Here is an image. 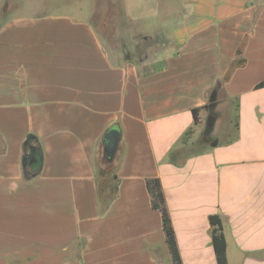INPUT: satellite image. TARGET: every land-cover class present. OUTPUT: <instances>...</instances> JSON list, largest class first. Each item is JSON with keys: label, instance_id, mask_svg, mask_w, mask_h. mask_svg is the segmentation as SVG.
<instances>
[{"label": "crops", "instance_id": "obj_1", "mask_svg": "<svg viewBox=\"0 0 264 264\" xmlns=\"http://www.w3.org/2000/svg\"><path fill=\"white\" fill-rule=\"evenodd\" d=\"M90 4L0 0V264H175L151 178L182 264H218L215 213L227 264H264V2L119 0L121 17L95 18ZM213 91L236 101L223 139L216 105L194 119ZM114 128L115 170L99 177Z\"/></svg>", "mask_w": 264, "mask_h": 264}, {"label": "trees", "instance_id": "obj_2", "mask_svg": "<svg viewBox=\"0 0 264 264\" xmlns=\"http://www.w3.org/2000/svg\"><path fill=\"white\" fill-rule=\"evenodd\" d=\"M264 87V80L259 82L256 85V88H261ZM213 105V103H209L206 104L203 107H195L193 108V114H194V119H195V123H199V113L200 110L202 108H207L210 109ZM215 118V114L212 113L211 114V119ZM192 128L189 129L186 132V136L188 134H190L192 132ZM212 130V127L210 126L208 128V130L206 131L207 134H210V131ZM185 136V137H186ZM32 140V136H30L26 143L29 144L30 141ZM207 140V139H206ZM213 144H217V141H213ZM176 155H174L173 157L175 158ZM26 157L24 158L23 161V165L26 167ZM113 162V160H111L107 154L106 151H104L103 156H102V165L103 167L99 168L98 174L99 177L104 176L105 173H108V167L111 166L110 164ZM148 187L151 191V195H153V206L155 208H158L162 211L163 214V223H164V228L166 231V235H167V240L169 242V245L171 247V251L174 257V261L175 264H182L180 255H179V250L177 247V243H176V237H175V230L172 224V220L167 208V204H166V199H165V195L163 193V189H162V185L160 182V179L158 178H151L148 180ZM112 193L115 194V187L112 190ZM101 203L104 205L105 204V200L103 199V197L101 196ZM211 227H212V242L216 251V255H217V263L218 264H227L228 261V256H227V243H226V235L224 232V225H223V220H222V216L220 214H212L209 218Z\"/></svg>", "mask_w": 264, "mask_h": 264}, {"label": "rangeland", "instance_id": "obj_3", "mask_svg": "<svg viewBox=\"0 0 264 264\" xmlns=\"http://www.w3.org/2000/svg\"><path fill=\"white\" fill-rule=\"evenodd\" d=\"M7 1H9V0H7ZM55 1L64 2V3L70 4V5H76L79 2L91 3L90 5L93 7V9L91 7L90 11L92 10V12H93V14H92L93 18H95V15H96L95 9L97 10V12H96L97 14H99L100 9H101V11L104 10L101 14L105 13V10L106 11L108 10L109 13H111L110 16H112V15L115 16V13H117V16L119 15V17L122 16L118 13L119 8H117V7L115 8V5H117V1H119V0H55ZM10 2H14V5H15L18 3V0H10ZM262 2H264V0H262ZM105 6H107V7L105 8ZM98 7L100 9H97ZM121 27L124 28V26H121ZM135 43H136L135 50L134 51L130 50L128 52L126 50L125 54H127L128 56L134 55L136 57L142 55V53L144 51V47H145V43L142 40V34H137ZM215 105L216 106L214 107V109H212V113H214L215 116H217L218 121L216 124V128H215V130H213L212 134L219 137L220 139H223L226 137L227 131L229 130L230 120L233 117L234 109H236V101L231 99V98H227V96L224 94V92L220 91L217 93V99H216ZM205 122H206V118H205ZM210 138H211V135L206 133V126L202 127V129L200 131H197V129H193L192 132L185 137V141H186V143H188V145L187 146L185 145L181 149L182 155H185L186 153H190V152L197 151V150L201 149L203 143L209 142ZM190 140H192V141H190ZM187 141H190V142H187ZM101 167H103V166L101 165ZM114 170H115L114 166L108 167L107 176L109 178L112 177ZM105 183H106V181L104 182V184Z\"/></svg>", "mask_w": 264, "mask_h": 264}, {"label": "water", "instance_id": "obj_4", "mask_svg": "<svg viewBox=\"0 0 264 264\" xmlns=\"http://www.w3.org/2000/svg\"><path fill=\"white\" fill-rule=\"evenodd\" d=\"M216 99H217V92L213 91V93L211 94V103H213V105L216 104ZM119 135H120V132L116 128L109 130L105 134V137L107 139L106 151H107V154H108V156L110 158H113V155H114V153L116 151L117 144H118V141H119ZM30 149H31V152L26 157V164L25 165L36 166L40 162V157L38 156L37 147L34 146V145H31ZM25 176L27 178H30L31 174L26 173Z\"/></svg>", "mask_w": 264, "mask_h": 264}]
</instances>
